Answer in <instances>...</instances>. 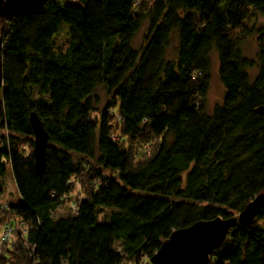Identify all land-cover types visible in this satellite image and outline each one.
<instances>
[{"label":"trees","instance_id":"16d2710c","mask_svg":"<svg viewBox=\"0 0 264 264\" xmlns=\"http://www.w3.org/2000/svg\"><path fill=\"white\" fill-rule=\"evenodd\" d=\"M260 16L264 0H50L3 22L0 235L15 233L0 264H141L173 232L237 217L263 194L264 26L258 58L242 52ZM214 50L226 93L208 113ZM33 112L50 136L42 175ZM9 168L12 204L2 199ZM65 206L71 215L55 218ZM211 264H264V205Z\"/></svg>","mask_w":264,"mask_h":264},{"label":"water","instance_id":"95a60500","mask_svg":"<svg viewBox=\"0 0 264 264\" xmlns=\"http://www.w3.org/2000/svg\"><path fill=\"white\" fill-rule=\"evenodd\" d=\"M50 0H0V83L3 82L2 23L17 18L23 13L39 11ZM31 124L34 132L35 167L42 175L47 166V151L50 136L43 121L33 112ZM264 205V193L250 202L237 217L199 221L191 227L180 229L166 239L151 257V264H211L213 253L220 249L232 228L238 223L252 224Z\"/></svg>","mask_w":264,"mask_h":264},{"label":"rangeland","instance_id":"374dc122","mask_svg":"<svg viewBox=\"0 0 264 264\" xmlns=\"http://www.w3.org/2000/svg\"><path fill=\"white\" fill-rule=\"evenodd\" d=\"M249 27L254 28L255 32L252 36L248 37L246 42L242 46V52L245 57L250 59L256 60L258 58V54L260 52V42H259V35L257 29L264 26V17L260 16L257 20L253 18L251 21L248 22ZM148 33V24L145 23L139 33L136 35L133 41V47L137 50H141L145 43H146V35ZM58 43L63 48L68 46V37L66 32L60 34L57 38ZM178 45L179 40L178 36L174 34L171 38L169 48L167 50L166 57L168 60H176L178 56ZM211 61H212V70H211V80H210V87L207 96V103H206V111L208 113H212L216 106L221 105L223 103L225 97V87L221 81L220 73H219V56L218 53L214 50L211 54ZM259 69L254 68L250 70V74L252 78H255L258 74ZM3 95L2 91H0V97ZM95 96L98 98L100 102V108L103 109L109 100V96L107 90L103 87H99L95 93ZM35 98H38V90H35ZM49 99V97H47ZM100 113H96L93 117L99 116ZM77 162L81 160L80 157L75 156ZM96 162V161H95ZM187 174L184 175V181H186ZM3 200L9 203H16L20 199V194L17 190V185L15 183L14 175L11 168L8 169V175L6 177V188L2 197ZM67 207L60 208L57 213L55 214V218L61 217H68L70 216V212ZM116 250L118 252H123L122 243L117 241L116 243ZM141 264H151L150 258L147 260H143Z\"/></svg>","mask_w":264,"mask_h":264},{"label":"built area","instance_id":"2783aa9c","mask_svg":"<svg viewBox=\"0 0 264 264\" xmlns=\"http://www.w3.org/2000/svg\"><path fill=\"white\" fill-rule=\"evenodd\" d=\"M120 120H122V118L119 117ZM71 209L73 210H77V205L72 204L71 205ZM14 233H15V229L13 227H11L10 225H6L0 235V253L3 252V248L10 244L14 238Z\"/></svg>","mask_w":264,"mask_h":264}]
</instances>
